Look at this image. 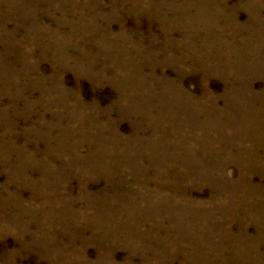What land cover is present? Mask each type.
<instances>
[{"label": "rangeland", "instance_id": "1", "mask_svg": "<svg viewBox=\"0 0 264 264\" xmlns=\"http://www.w3.org/2000/svg\"><path fill=\"white\" fill-rule=\"evenodd\" d=\"M0 264H264V0H0Z\"/></svg>", "mask_w": 264, "mask_h": 264}]
</instances>
